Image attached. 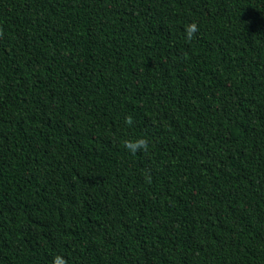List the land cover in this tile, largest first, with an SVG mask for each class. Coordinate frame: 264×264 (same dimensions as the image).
<instances>
[{"label": "trees", "instance_id": "1", "mask_svg": "<svg viewBox=\"0 0 264 264\" xmlns=\"http://www.w3.org/2000/svg\"><path fill=\"white\" fill-rule=\"evenodd\" d=\"M57 255L264 264V0H0V264Z\"/></svg>", "mask_w": 264, "mask_h": 264}, {"label": "clouds", "instance_id": "2", "mask_svg": "<svg viewBox=\"0 0 264 264\" xmlns=\"http://www.w3.org/2000/svg\"><path fill=\"white\" fill-rule=\"evenodd\" d=\"M198 31V25L196 23H191L185 26L186 38L191 41L194 37V34ZM125 123L131 125L133 123L131 117H127ZM124 147L129 150L132 154H135L137 151L148 149L147 139H139L135 142L125 141ZM52 264H67V261L61 256L57 255L54 257Z\"/></svg>", "mask_w": 264, "mask_h": 264}]
</instances>
